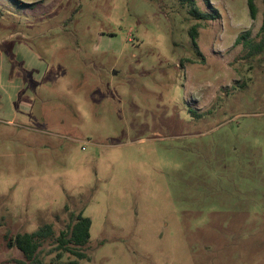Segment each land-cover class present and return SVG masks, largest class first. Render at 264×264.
<instances>
[{"label": "rangeland", "instance_id": "1", "mask_svg": "<svg viewBox=\"0 0 264 264\" xmlns=\"http://www.w3.org/2000/svg\"><path fill=\"white\" fill-rule=\"evenodd\" d=\"M195 2L0 0V264H264V0Z\"/></svg>", "mask_w": 264, "mask_h": 264}, {"label": "trees", "instance_id": "2", "mask_svg": "<svg viewBox=\"0 0 264 264\" xmlns=\"http://www.w3.org/2000/svg\"><path fill=\"white\" fill-rule=\"evenodd\" d=\"M190 4L189 12L190 14L199 20H210L215 19V15L210 12L202 11L197 5L195 0H182ZM208 4L209 0H206ZM248 7L252 18L257 17L258 8L255 0H248ZM198 26L199 24L193 25L190 32L193 37L194 45L198 47L197 38H198ZM262 28L264 29V20ZM249 33H243L238 39L237 42L240 43L241 39L245 40V44L249 45L250 42L246 37ZM252 44V43H251ZM253 45V44H252ZM250 46V45H249ZM255 47V49H254ZM253 51L261 52L264 49V38L256 43V46H251ZM200 52V51H199ZM91 227L92 219L89 216L84 215V212H80L77 215L76 221L62 230L57 237V247L56 250H59L57 257L61 258L66 252H69L78 258H86L87 253L83 251V247L87 245L91 238ZM53 225L46 223L40 226L38 229L32 232L17 233L15 235H6L7 245L9 247L16 246L19 248L23 254L25 260L21 262L24 264H40L41 261L38 258L40 253V247L43 239L51 237L54 235ZM69 264H78L77 261H71Z\"/></svg>", "mask_w": 264, "mask_h": 264}]
</instances>
